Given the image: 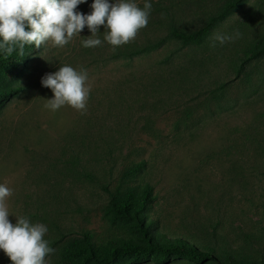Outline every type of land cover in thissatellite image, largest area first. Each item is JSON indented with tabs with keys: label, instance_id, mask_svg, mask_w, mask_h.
I'll return each mask as SVG.
<instances>
[{
	"label": "rangeland",
	"instance_id": "374dc122",
	"mask_svg": "<svg viewBox=\"0 0 264 264\" xmlns=\"http://www.w3.org/2000/svg\"><path fill=\"white\" fill-rule=\"evenodd\" d=\"M224 2L151 0L148 25L129 43L83 48L85 27L64 47L33 48L12 73L0 100V183L13 189L10 213L48 226L49 264L60 263L67 238L130 235V224L112 226L105 210L123 172L140 161L146 168L138 178L157 196L160 232L210 237L218 224L237 248L263 251L264 39L251 45L262 35L264 1L247 0L201 45L166 37L170 13L195 31ZM91 3L77 10L87 14ZM234 31L238 40L213 46L214 34ZM160 39L158 48L131 53ZM63 64L88 71L83 115L43 107L52 93L40 80ZM0 264H11L2 250Z\"/></svg>",
	"mask_w": 264,
	"mask_h": 264
},
{
	"label": "clouds",
	"instance_id": "9594fccd",
	"mask_svg": "<svg viewBox=\"0 0 264 264\" xmlns=\"http://www.w3.org/2000/svg\"><path fill=\"white\" fill-rule=\"evenodd\" d=\"M85 3L87 0H0V55L11 57L16 52L23 56L26 45L35 49L48 45L64 47L73 37L81 36L85 27L91 35L81 40L83 48H96L107 42L115 50L136 38L148 25L152 11L151 0H144L142 7L137 0H92L91 11L85 14L77 10L78 5ZM99 33H103V41ZM240 37L239 31L216 33L213 46ZM88 80L86 68L70 64L46 73L40 83L50 89L52 98L45 99L43 107L56 112L68 106L85 114L91 93ZM12 194L13 189L0 183V250L11 264H49L55 249L46 238L48 226L10 213L6 200ZM10 214L15 216V223L10 221Z\"/></svg>",
	"mask_w": 264,
	"mask_h": 264
},
{
	"label": "trees",
	"instance_id": "16d2710c",
	"mask_svg": "<svg viewBox=\"0 0 264 264\" xmlns=\"http://www.w3.org/2000/svg\"><path fill=\"white\" fill-rule=\"evenodd\" d=\"M246 1L225 0L208 17L206 23L195 31L180 26L170 13L167 17L169 24L166 37L184 45H201ZM166 11L167 9L164 12ZM262 17L264 18V14ZM262 22H259L261 26ZM260 32L261 38L254 40L251 46L264 39V23ZM164 40L148 42L143 49L131 53L138 54L140 51L158 48ZM33 48L26 45L23 56L16 52L11 57L0 55V100L10 94V90L5 89L6 83L13 79V72L20 73L21 61H28L27 54ZM144 168L145 162L140 161L123 172L118 185L111 192L110 206L105 210V217L112 226L130 224V235L105 242L98 241L91 232L67 238L59 245V264H142L150 261L156 264H175L174 259L180 257L198 264H264V249L250 252L237 248L225 235L218 234V224L214 226L210 237L160 232V219L157 215L154 216L157 197L154 187L138 178Z\"/></svg>",
	"mask_w": 264,
	"mask_h": 264
}]
</instances>
